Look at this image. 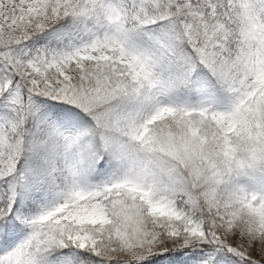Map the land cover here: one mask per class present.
<instances>
[{"label":"snow or ice","instance_id":"1","mask_svg":"<svg viewBox=\"0 0 264 264\" xmlns=\"http://www.w3.org/2000/svg\"><path fill=\"white\" fill-rule=\"evenodd\" d=\"M0 264H264V0H0Z\"/></svg>","mask_w":264,"mask_h":264}]
</instances>
